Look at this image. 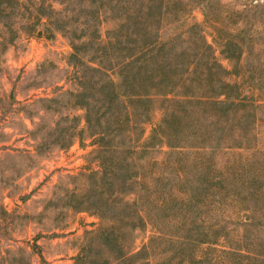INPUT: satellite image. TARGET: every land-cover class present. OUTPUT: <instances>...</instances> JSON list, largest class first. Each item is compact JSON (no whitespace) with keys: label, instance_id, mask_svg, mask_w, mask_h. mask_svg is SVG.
<instances>
[{"label":"rangeland","instance_id":"374dc122","mask_svg":"<svg viewBox=\"0 0 264 264\" xmlns=\"http://www.w3.org/2000/svg\"><path fill=\"white\" fill-rule=\"evenodd\" d=\"M147 1L5 3L8 12L0 18V264H105L116 248L106 235L88 251V259L80 256L89 249L90 233L111 226L119 209L105 207L102 196L114 199L118 191L136 201L145 220L124 240L136 251L148 246L139 259L264 264V0H162L164 20L151 32L168 44L153 65L157 59L174 62L181 71L190 56L199 67L198 80L169 99H212L227 81L231 101L256 105L247 107L244 124L257 137L235 148L238 129L224 128V122L210 134H196L191 121L196 122L199 109L156 98L149 121L141 125L138 146L146 151L136 157V167L122 166L117 183L109 179L114 194L91 191L96 179L87 174L103 168L95 152L97 137L80 133L86 126L83 105L92 100L96 125L106 89L103 75L89 66L100 64L111 77L117 74L128 51L117 32L130 34L128 43L133 42L132 30L145 25L140 13L153 5L156 15L164 7L160 0H150L149 6ZM132 11L137 20L128 30L122 23ZM208 71L222 80L210 85ZM118 110L114 101L109 116ZM183 111L188 123H176L173 113ZM167 115L170 120L164 122ZM220 117L226 121L228 114ZM161 124L166 133L148 141ZM132 175L136 178L126 181Z\"/></svg>","mask_w":264,"mask_h":264},{"label":"trees","instance_id":"16d2710c","mask_svg":"<svg viewBox=\"0 0 264 264\" xmlns=\"http://www.w3.org/2000/svg\"><path fill=\"white\" fill-rule=\"evenodd\" d=\"M7 1L11 2L13 0H0V18L6 16L8 12V7L5 4ZM159 2L163 4L164 7H161V12H158L156 15L151 14L153 5L149 6L150 4H154V2H150L149 0L145 3L149 7L146 13L143 11L144 13H140L139 16V19L142 20L140 24L145 23V25L142 27L141 31L132 30V38L135 44H133V42L128 43L127 38L131 37L130 34L117 32L120 36V40H123L120 41L123 50L126 49L129 51L131 48L133 49L130 55H128V51L126 54L122 53L123 57L118 65V72L114 77L108 75L105 67L100 66V64H98V67L89 66L92 71L103 75L102 87L106 89L102 92L103 96L99 98L101 107L98 108L96 125H93L94 122L92 120V116H96V114H93V108H91L92 100L86 101L87 103L83 105V109L86 112V126L80 131L81 134L88 132L91 138L97 137L98 149L95 152L99 162H101L103 171L87 174L89 179H96L91 191L97 195L101 194L102 196V193L104 194L106 191L111 194L117 192L115 191V187L111 186V184L109 186V179L117 183L119 181L117 177L120 176V168L122 166H126L130 169L135 168L138 162V158L136 161V157L143 151H146V148H139L138 146L144 134L141 125L149 121L152 106L155 104L156 98H161L162 103L168 102L169 105L176 103H191L196 109H199V112H197L194 117L196 122L193 120L191 121L194 124V131L196 134L199 132L210 134L213 128L221 122H224V128L229 129L232 127L233 131L238 129L234 135L237 142L235 148H242L243 139L247 138L248 140H252L257 137L256 135L252 137L250 135L251 126L244 124L247 107L250 106L252 109H255L256 105L247 104L243 100L233 99L231 101L226 92L229 88L227 81L222 83V91L216 94L213 93L214 96L212 99H197L193 98L194 95L192 98L184 99L168 98V96L172 92L178 90V88L187 87L195 78L198 80L199 67L197 66L196 59L190 56L188 58L191 61L185 64L181 71H178V65L176 63L173 64L174 62L169 64L161 63L159 62L160 60L157 59L155 61L156 65H153L154 57L156 59L164 48L168 46V44L160 42L157 31H154V35L153 33L151 35V32H153L152 27L156 24L161 27V22L165 17V3L164 1L162 2V0ZM146 16L147 18L144 20ZM133 20H137L135 11L125 16L122 27H126L129 30L131 21ZM142 36H144L143 39H141ZM111 40L112 39H110V41ZM191 55L193 56V54ZM209 68L212 69L213 67ZM208 72L212 75L210 76V85L216 83L218 79L222 80L219 76L213 77L217 74L210 71ZM184 96L186 97V95ZM223 96H225V99H222ZM114 101L117 102L119 110L110 117L109 114L111 111H108V109L112 108ZM140 106H142V108L139 110L138 108ZM231 108L232 111L230 112ZM221 112L228 114L226 121L221 120ZM187 114L188 111L173 113L172 118L175 122L177 119L186 124L188 123L186 118ZM169 115L164 118V122L170 120L168 118ZM255 124L256 122L254 119V126ZM252 129H254V127H252ZM163 133L166 132L163 124H161L159 128L157 127L153 131L148 141L160 137ZM121 136H123L124 140H121ZM163 138L166 139V137ZM146 143H144L145 147L148 146ZM131 177L132 178H128L126 181H133L132 179L136 178L133 175ZM130 185L134 186L133 183H130ZM131 191H133V189H131ZM102 197L104 198L103 202L105 207H109L112 210V208L115 209L114 205H116L118 206L119 212L115 209L117 215L111 220L110 227H104L95 234L90 233L88 241L89 249L87 253H82L80 256L81 259L83 261L88 259L91 256L88 251H91L95 244L99 243L98 239L106 235V237L109 238L107 240L112 241L111 243H113L116 248H114L115 253L110 255L109 258L104 259L105 264H150L148 261H144L145 259H139V257H142L144 253H146L148 246H144L143 249L136 251L137 249L133 246L127 247L124 242L134 231L142 229L145 226V220L137 209L138 204L136 201L121 197L119 191L118 195L114 196V199ZM107 203L111 205H105ZM98 206H102L101 202H99ZM248 225H250V223ZM135 260L136 262H134Z\"/></svg>","mask_w":264,"mask_h":264}]
</instances>
